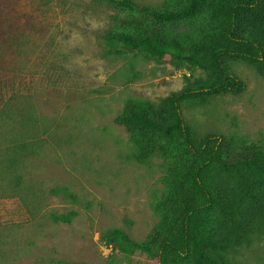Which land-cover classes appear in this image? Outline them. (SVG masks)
<instances>
[{"label": "rangeland", "instance_id": "374dc122", "mask_svg": "<svg viewBox=\"0 0 264 264\" xmlns=\"http://www.w3.org/2000/svg\"><path fill=\"white\" fill-rule=\"evenodd\" d=\"M135 1L160 7L163 0ZM112 12L95 0H0L3 27L11 22L16 33L0 45V56L19 74L0 114V264L153 263L140 253L109 256L99 242L112 227L136 241L152 231L166 173L160 158L132 159L135 147L114 118L127 98L158 102L181 89L189 72L140 56L122 63L101 57ZM234 70L245 81L242 94L212 99L186 117L234 146L254 143L264 151V78L244 64ZM17 144L36 154L9 168ZM54 187L78 202L50 193ZM70 210L77 216L69 224L49 219ZM234 257L238 264H264V236Z\"/></svg>", "mask_w": 264, "mask_h": 264}, {"label": "trees", "instance_id": "16d2710c", "mask_svg": "<svg viewBox=\"0 0 264 264\" xmlns=\"http://www.w3.org/2000/svg\"><path fill=\"white\" fill-rule=\"evenodd\" d=\"M95 1L113 10L106 16L101 57L122 63L140 56L189 72L181 89L158 102L127 98L115 116L135 147L132 159L146 164L160 158L166 173L153 203L158 222L152 231L136 241L112 227L100 233L99 242L111 246L109 256L140 253L152 264H238L234 255L264 236L263 148L254 143L234 146L221 134L202 132L186 111L202 109L220 96L242 94L246 84L234 70L237 63L264 78V0H163L160 7L135 0ZM4 20L2 47L16 35L13 23L3 27ZM18 79L0 56V114ZM32 154L35 149L26 144L15 145L8 167ZM50 193L78 202L66 188L54 187ZM76 216L70 210L50 213L49 219L69 224Z\"/></svg>", "mask_w": 264, "mask_h": 264}, {"label": "built area", "instance_id": "2783aa9c", "mask_svg": "<svg viewBox=\"0 0 264 264\" xmlns=\"http://www.w3.org/2000/svg\"><path fill=\"white\" fill-rule=\"evenodd\" d=\"M102 249L107 252V253H111L112 251V248L110 245H105V244H102Z\"/></svg>", "mask_w": 264, "mask_h": 264}]
</instances>
